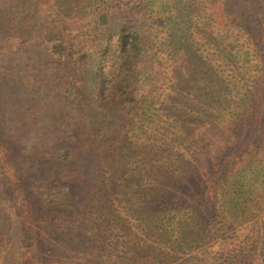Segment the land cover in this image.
Here are the masks:
<instances>
[{
  "label": "trees",
  "instance_id": "trees-1",
  "mask_svg": "<svg viewBox=\"0 0 264 264\" xmlns=\"http://www.w3.org/2000/svg\"><path fill=\"white\" fill-rule=\"evenodd\" d=\"M51 1L46 56L75 55L61 26L75 12L88 14L93 31L108 29L91 53L94 96L126 114L127 169L116 175L114 200L75 206L74 235L91 240V264H264V11L253 28L235 0ZM240 1L247 10L263 0ZM41 3L7 2L0 31L12 30L19 17L29 24ZM115 10H125L126 21H110ZM181 57L187 71L175 66ZM179 74L186 82L189 75L190 89L177 90L187 92L183 104L170 103ZM195 125L223 126L226 135L218 144L196 134ZM58 176L53 184L65 182ZM18 201L22 220L35 222L31 201ZM50 257L44 264H74Z\"/></svg>",
  "mask_w": 264,
  "mask_h": 264
},
{
  "label": "rangeland",
  "instance_id": "rangeland-1",
  "mask_svg": "<svg viewBox=\"0 0 264 264\" xmlns=\"http://www.w3.org/2000/svg\"><path fill=\"white\" fill-rule=\"evenodd\" d=\"M9 1L19 0H0V7ZM235 1L251 17L248 22L253 28H258L264 0L249 4L247 10L246 1ZM41 2L43 7L33 10L29 24H20L19 17L12 30L0 31V146L6 150L0 155V264H44L53 260L50 253L65 262L91 264L95 261L89 255L91 240L74 235L78 233L73 230L75 206L83 207L96 198L106 203L114 200L116 175L127 169L121 154L129 141L122 128L126 114L110 112L94 96L92 61L97 56L91 53L108 29L93 31L86 22L88 14L75 12V18L61 26V34L71 39L77 52L60 58L46 56L43 34L54 27L44 13L53 5L51 0ZM108 13L110 21H126L121 17L125 10ZM184 65V57L175 64L187 71ZM178 77V87L169 98L170 103L183 104L187 92L177 90L189 88L191 80L189 75L188 82L183 74ZM192 95L201 102L204 99L197 90ZM194 127L196 134L218 144L227 131L223 126ZM106 168L112 174L109 179L104 178ZM53 174L65 182L53 184ZM21 197L31 201L35 222L22 220ZM61 229L67 239L61 238ZM47 248L51 249L48 257Z\"/></svg>",
  "mask_w": 264,
  "mask_h": 264
}]
</instances>
